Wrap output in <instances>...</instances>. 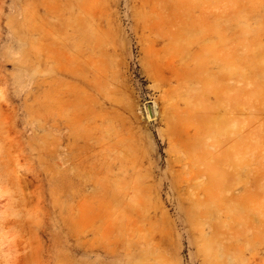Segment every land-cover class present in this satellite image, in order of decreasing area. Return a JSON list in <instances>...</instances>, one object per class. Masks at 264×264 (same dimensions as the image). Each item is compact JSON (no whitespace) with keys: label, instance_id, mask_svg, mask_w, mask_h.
<instances>
[{"label":"rangeland","instance_id":"rangeland-1","mask_svg":"<svg viewBox=\"0 0 264 264\" xmlns=\"http://www.w3.org/2000/svg\"><path fill=\"white\" fill-rule=\"evenodd\" d=\"M0 264H264V0H0Z\"/></svg>","mask_w":264,"mask_h":264},{"label":"bare ground","instance_id":"bare-ground-1","mask_svg":"<svg viewBox=\"0 0 264 264\" xmlns=\"http://www.w3.org/2000/svg\"><path fill=\"white\" fill-rule=\"evenodd\" d=\"M148 111H149V114H152V115H156V113H157V111H156V107H151L150 109H148ZM153 112H154V114H153ZM57 129H58V127H57ZM65 129V130H64ZM63 130V133L61 132L60 133V137H62V138H70L71 139V135H72V132H73V128H71L70 126H67V127H65ZM60 130V128L58 129V131ZM65 131H67V132H69V134H65L64 135V132ZM188 181V180H187Z\"/></svg>","mask_w":264,"mask_h":264}]
</instances>
